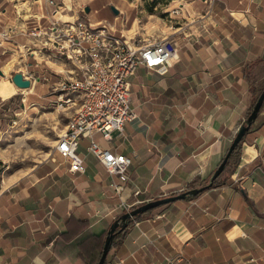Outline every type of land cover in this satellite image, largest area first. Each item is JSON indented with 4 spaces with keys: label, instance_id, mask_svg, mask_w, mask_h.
<instances>
[{
    "label": "crops",
    "instance_id": "obj_1",
    "mask_svg": "<svg viewBox=\"0 0 264 264\" xmlns=\"http://www.w3.org/2000/svg\"><path fill=\"white\" fill-rule=\"evenodd\" d=\"M53 1L33 0L24 15L0 0V84L9 90L1 101L12 103L20 91L11 78L2 79L20 47L27 62L18 71L33 88L39 85L36 98L23 96L31 98L29 106L52 101L60 72L73 70L53 51L27 53L34 17L45 21L61 12L105 20L112 34L135 42L126 27L132 10L120 0ZM166 6L179 13L159 21L157 35L170 40L176 59L162 75L138 66L130 77L136 118L109 141L93 133L102 147L131 158L121 192L110 185L117 177L86 153V138L79 141L83 173L69 172L63 159L40 161L0 188V264H92L80 252L71 258L53 251L52 233L68 218L88 220L100 232L133 206L201 186L219 164L264 85V0H169ZM235 161L194 196L130 220L103 264H264V100Z\"/></svg>",
    "mask_w": 264,
    "mask_h": 264
},
{
    "label": "built area",
    "instance_id": "obj_2",
    "mask_svg": "<svg viewBox=\"0 0 264 264\" xmlns=\"http://www.w3.org/2000/svg\"><path fill=\"white\" fill-rule=\"evenodd\" d=\"M47 2L55 4L53 0ZM56 11H60L59 6ZM170 12L176 14L179 10ZM27 32L31 39L27 53L47 49L73 67L67 73L60 72L62 75L52 87L55 97L51 102L68 116L54 151L67 163L69 172L83 173L85 163L79 141L86 138V153L109 175L117 177L110 185L116 193L121 192V184L128 180L131 158L102 147L93 133L99 132L109 141L113 131L122 132L125 123L136 118L130 107V77L138 66L160 75L166 73L177 57L175 48L166 37L130 43L124 36L112 34V26L105 20L91 22L86 17L64 16L61 12L45 21L32 18ZM120 205L126 207L124 203Z\"/></svg>",
    "mask_w": 264,
    "mask_h": 264
},
{
    "label": "rangeland",
    "instance_id": "obj_3",
    "mask_svg": "<svg viewBox=\"0 0 264 264\" xmlns=\"http://www.w3.org/2000/svg\"><path fill=\"white\" fill-rule=\"evenodd\" d=\"M120 1L127 5L129 10H132L126 27L129 29L130 38L132 37L138 44L142 43L145 38L161 37L157 35L161 33L158 22L165 17L172 18L166 11L169 0ZM10 2L15 8H18L20 2H24L28 6L33 0H10ZM22 14H25V10ZM161 28L164 30L163 26ZM18 55H25L24 60L8 68L4 66L2 79L10 80L14 72H19V68L24 69V64L27 62V54L24 48L20 47L18 52L12 54V57ZM4 69L5 72H3ZM33 77L36 79L35 76ZM19 90L12 103L7 100H0V188L17 179V176L20 177L32 166L46 158L62 159L54 151V148L58 136L65 128L68 120L67 114L57 110L51 101L41 102V105L29 106L31 98L27 101L23 100L25 94H31L36 98V93L39 90L37 83L29 91L22 88ZM35 102L37 101L35 100ZM7 105L8 109L5 110Z\"/></svg>",
    "mask_w": 264,
    "mask_h": 264
},
{
    "label": "water",
    "instance_id": "obj_4",
    "mask_svg": "<svg viewBox=\"0 0 264 264\" xmlns=\"http://www.w3.org/2000/svg\"><path fill=\"white\" fill-rule=\"evenodd\" d=\"M111 10L113 12H117V9L111 5L110 6ZM84 10H88V7H85ZM1 73V71H0ZM11 81L19 88H28L31 85V81L28 78H24L23 74L21 72H14L11 76ZM264 100V85L261 88L260 92L255 98V101L253 103V106L250 110V113L247 115L245 118L244 122L239 126L237 129L236 133L234 134L230 145L228 146L224 156L220 160L219 164L217 167L214 169V171L210 174L208 179L206 180L205 183H203L201 186L196 187V188H190L188 190L180 191L176 194L168 195V196H163L160 198H155L149 201H145L143 203H140L136 205L134 208H130L125 210L123 213H121L119 216H117L109 225L107 229V233L104 239L103 247L101 254L96 262V264H103L104 260L106 258V255L108 253V250L110 249L112 240L116 234V231L122 230L126 227L128 222L134 218V216L139 215L143 212H145L148 209L154 208L158 205L174 201L176 199H182L186 198L189 196H194L201 190L205 189L206 187L210 186L213 182V180L222 172L224 169L227 159L231 152L235 149V147L238 145V143L242 140V137L245 133V131L249 128L250 124L256 117L262 103Z\"/></svg>",
    "mask_w": 264,
    "mask_h": 264
},
{
    "label": "trees",
    "instance_id": "obj_5",
    "mask_svg": "<svg viewBox=\"0 0 264 264\" xmlns=\"http://www.w3.org/2000/svg\"><path fill=\"white\" fill-rule=\"evenodd\" d=\"M255 101V99H254ZM252 102L247 115L250 113V110L253 106ZM246 115V117H247ZM242 140L238 143V145L235 147V149L231 152L227 159V163L222 171V173L226 171H231L235 164V159L238 157L239 150H240V144ZM219 176H217L213 184L217 183L219 181ZM189 187V186H187ZM163 205V204H161ZM159 205V206H161ZM135 206L131 207L134 208ZM156 208V207H155ZM154 208L148 209L145 212L134 216L133 219H138L144 214H147ZM113 221V220H112ZM111 221V222H112ZM110 222V223H111ZM108 223L106 227L101 230L100 232H96L91 228L90 223L88 220H82V219H75L73 217L68 218V220L65 222L64 229L58 232L52 233L57 234L56 239L53 241L52 249L55 253L58 255H68L69 252H71V258H74V256L77 253L84 254L92 264H96L104 243V239L107 233V229L110 225ZM123 230V229H122ZM121 230L116 231L115 235H118ZM116 237V236H115ZM113 243V240H112ZM111 243V245H112ZM111 247V246H110ZM108 254V253H107ZM107 260V255L104 260V263Z\"/></svg>",
    "mask_w": 264,
    "mask_h": 264
},
{
    "label": "bare ground",
    "instance_id": "obj_6",
    "mask_svg": "<svg viewBox=\"0 0 264 264\" xmlns=\"http://www.w3.org/2000/svg\"><path fill=\"white\" fill-rule=\"evenodd\" d=\"M18 12L19 13H22V12H24V10L26 11V10H28V6L24 3V2H20L19 4H18ZM25 15V14H24ZM135 23V22H134ZM25 49V48H24ZM25 51V50H24ZM25 56V55H24ZM24 56H20V55H18V56H15V57H13L6 65H5V67H10L11 65H14V64H18V63H21L23 60H24ZM3 72H5V69L3 70ZM5 75V74H4ZM7 83V82H6ZM32 88V83H31V85H30V87H28L27 89H31ZM23 89H25V88H23ZM6 95H9V90L7 89V87L5 86V84H3V83H1L0 84V96H2V97H4V96H6ZM11 95V94H10ZM17 177H19V176H17ZM15 178V177H14ZM7 179H8V177H7ZM3 180V179H2ZM6 180V179H5ZM12 180V179H11ZM5 183V182H4ZM3 183V184H4ZM8 183H9V181H8ZM4 186V185H3Z\"/></svg>",
    "mask_w": 264,
    "mask_h": 264
}]
</instances>
